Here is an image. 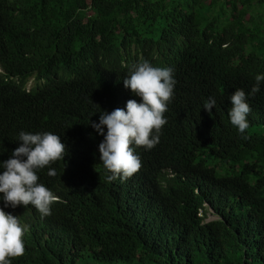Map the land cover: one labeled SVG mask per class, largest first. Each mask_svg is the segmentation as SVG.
Here are the masks:
<instances>
[{
	"label": "trees",
	"instance_id": "16d2710c",
	"mask_svg": "<svg viewBox=\"0 0 264 264\" xmlns=\"http://www.w3.org/2000/svg\"><path fill=\"white\" fill-rule=\"evenodd\" d=\"M142 60L174 69L167 124L153 149L136 148L139 172L108 181L91 122L107 100L141 102L123 80ZM0 66V162L20 131L67 145L56 176L38 173L60 197L51 215L4 208L27 228L12 264H264V82L250 94L264 74V0H0ZM237 88L248 139L229 117Z\"/></svg>",
	"mask_w": 264,
	"mask_h": 264
},
{
	"label": "clouds",
	"instance_id": "9594fccd",
	"mask_svg": "<svg viewBox=\"0 0 264 264\" xmlns=\"http://www.w3.org/2000/svg\"><path fill=\"white\" fill-rule=\"evenodd\" d=\"M33 79L35 82L31 87H28L27 81L26 89L31 90L37 85L38 80ZM262 82L264 74L256 75L250 93L252 96L260 91ZM176 83L174 69L170 67H156L148 60L134 63L123 84L140 97L141 102L129 99L125 110L123 98L107 100L99 122H91V126L104 139L101 143L94 138L89 139V153L94 162L110 173L106 176L108 181L117 178L126 180L139 172L142 161L136 154V148L151 150L159 143L161 130L167 124V105L174 96ZM248 95L237 88L229 98L231 124L243 139H248L245 133L249 128L247 117L251 113ZM215 104L216 100L210 97L205 101L204 109L211 113ZM57 134L51 131H20V146L14 149L8 160L0 162V168L4 169L0 174V193H3L0 198L3 200L0 207V264H12L10 258L24 255L27 231L20 217L5 212L4 208L32 206L41 214V218H45L51 215V205L60 200L59 195L39 182L38 175L39 171L48 167L47 175L56 176V169L50 165L67 155V145Z\"/></svg>",
	"mask_w": 264,
	"mask_h": 264
},
{
	"label": "rangeland",
	"instance_id": "374dc122",
	"mask_svg": "<svg viewBox=\"0 0 264 264\" xmlns=\"http://www.w3.org/2000/svg\"><path fill=\"white\" fill-rule=\"evenodd\" d=\"M34 82H35V80L32 78V79H30L29 80V83H28V87H31L33 84H34ZM215 214H214V212H212V211H210V212H208V216H207V219H213V218H215Z\"/></svg>",
	"mask_w": 264,
	"mask_h": 264
}]
</instances>
